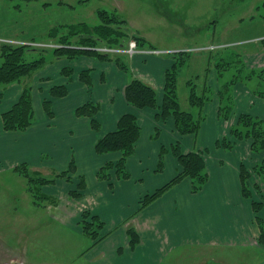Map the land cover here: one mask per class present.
Returning a JSON list of instances; mask_svg holds the SVG:
<instances>
[{"label":"crops","instance_id":"1","mask_svg":"<svg viewBox=\"0 0 264 264\" xmlns=\"http://www.w3.org/2000/svg\"><path fill=\"white\" fill-rule=\"evenodd\" d=\"M260 53L263 68L264 52ZM248 54L245 55L247 66L260 68L258 63L255 66L258 54L254 58ZM59 60L55 66H47L46 63L31 78L35 123L22 135L10 134L3 129L2 114L17 102L23 91L21 84L8 86L10 90L6 100L0 101V163L6 162L9 168L14 169L27 164L35 173L48 164L64 170L63 173L74 161L77 174L72 173L69 182L57 180L55 185L63 186L52 196L56 209L69 217L74 216L75 220L78 218L77 222L85 211L100 216L105 222L106 237L94 247L99 264H162L165 255L189 244L222 249L229 254H234L237 248L264 247L257 242L260 236L259 216L253 208V200L264 202V186L253 176L252 181L259 183L261 188L252 190L253 198L245 197L240 176L241 166L253 170L263 160L264 152L254 153L250 141H239L230 151L218 145L230 137L241 114L249 113L264 119V98L242 87L235 91L234 112L228 120L221 117L219 103L215 100L205 107L207 120L203 122L198 139L193 135L180 136L172 118L163 123L156 119L155 109L139 110L127 102L124 95L129 83L126 72L115 63L99 62L89 57ZM129 63L134 78L154 87L161 103L165 73L170 62L149 61L137 55ZM65 67L72 68V72L64 75L62 70ZM84 70H91L92 89L80 79ZM62 85L68 87V95L52 99V88ZM46 100L53 101V117L45 111ZM89 101L101 107L97 116L100 123L98 133L92 128L89 117L76 114V110ZM127 113L136 114L141 125L135 152L127 160L129 177L118 178L113 171L111 180H101L98 178L99 170L108 163L118 162L121 154H98L96 143L115 131L119 119ZM157 129L161 133L155 138ZM4 135L18 141L6 143L9 138L2 140ZM177 141L185 153L204 152L208 183L201 192L194 194L190 180L185 179L141 209V200L146 195L167 184L168 178L156 177L160 154L163 148L170 152V146ZM44 154L50 162H43ZM164 158L163 172L170 168V174L176 177L181 171L179 162L172 153L164 154ZM80 178L84 179L86 187L80 198H73L70 192L78 188ZM260 211H263L260 218L264 220V207ZM129 228H134L140 236L135 249L130 247Z\"/></svg>","mask_w":264,"mask_h":264},{"label":"rangeland","instance_id":"2","mask_svg":"<svg viewBox=\"0 0 264 264\" xmlns=\"http://www.w3.org/2000/svg\"><path fill=\"white\" fill-rule=\"evenodd\" d=\"M100 10L127 22L129 41L121 50H130L134 36H138L147 43L145 49L138 46V50L152 53L139 56L149 61L167 60L168 68L178 64V93L183 110L199 114L198 108L189 103L190 80L200 94L208 83V104L215 100L219 103L221 92L224 104L231 107V114L236 90L244 87L253 93L264 92V79L249 77L252 70L245 62L246 54L252 58L258 54L255 66L262 65L259 56L264 52V0H0V46L4 42L33 45L35 48L29 47L31 51L26 54L28 62L45 57L47 66H55L61 57L53 55L56 44L51 33L54 29L59 30V37H72L71 26L100 25ZM133 57L122 56L128 67L125 73L128 82L134 78L129 63ZM105 63L114 64L113 61ZM29 82L32 87L33 79ZM8 86L0 85V101L6 100ZM202 114L207 120L205 108ZM4 138L9 137L4 135ZM15 141L18 140L9 138L6 143ZM42 157L43 162L51 161L46 154ZM30 171L33 176H44L54 182L38 185L31 180L32 176L25 177L9 168L6 162L0 163V264H99L96 248H92L93 240L84 234L78 218L61 213L54 204L52 194L63 186L55 185L56 181L69 182L68 177L73 174L68 171L65 177H58L64 170L48 164L37 173ZM163 171L156 177L168 178V183L173 178L170 168ZM262 213L259 211L257 215L260 217ZM163 259L162 264H264V247L237 248L234 254H229L226 250L189 244ZM145 261L148 262L147 258Z\"/></svg>","mask_w":264,"mask_h":264},{"label":"trees","instance_id":"3","mask_svg":"<svg viewBox=\"0 0 264 264\" xmlns=\"http://www.w3.org/2000/svg\"><path fill=\"white\" fill-rule=\"evenodd\" d=\"M98 17L101 21V24L98 26L91 27L87 24L71 26L70 30L72 37H59V30L54 29L51 33V38L55 40L54 44H56V46L52 48L53 55L61 58L66 57L69 60L89 57L100 62L113 61L122 71L127 72L128 67L122 56L128 54L119 52L106 53L99 50L101 47L115 50L125 49L129 41L126 28L127 22L104 10L98 12ZM134 39L140 49H145L147 43L144 38L134 36ZM262 44L264 45V40ZM29 47L34 46L5 42L0 46V55L2 58V63L0 65V85L17 83L23 86L20 98L9 110L2 114L3 129L5 132H26L35 123L32 87L29 81L37 71L46 65L47 60L45 57H42L38 60L28 62L26 60V54L31 51ZM151 49L156 50L154 48ZM72 70V68L65 67L62 73L68 75ZM251 70L252 72L249 77L254 75L264 79V68ZM178 78V64L174 63L165 73V85L161 103H159L157 90L144 80L136 77L128 83L124 95L127 102L136 109H155L157 111L156 119L163 123H166L168 119L172 118L174 120L175 130L180 136L197 135L205 120L202 113L208 101H210L206 95L209 86L208 83H206L204 85L203 94H200L194 81L190 80L188 82L190 86L189 103L193 107L198 108L199 114L197 116L192 112L182 109L178 93ZM80 79L90 87L93 84L91 70L82 71L80 73ZM68 92V87L66 85L55 86L51 90V97L52 99L63 98L68 95ZM255 94L264 98V92L257 91ZM224 100L223 94L219 92L220 115L225 120H228L231 115V107L230 105H225ZM52 103V100H46L44 103L45 111L49 117H53L54 115ZM100 109L101 107L99 104L94 101H89L85 105L79 107L76 110V114L78 116L89 117L91 119L92 128L98 131L100 129V123L98 122L97 116ZM159 134L160 129H157L155 138H157ZM140 136L141 125L138 116L134 113H127L119 119L115 131L104 135L98 140L95 146V150L98 154H121V158L118 162L108 163L99 170V179L111 180L113 171L118 178L126 179L129 177V173L126 169L127 160L128 157L134 154ZM239 141H250L254 153L264 152V119L249 113L241 114L238 117L236 125L231 130L230 137L224 138L218 142V145L227 149H232ZM180 144L181 143L177 141L172 145L171 150V153L179 162L180 173L154 193L146 195L141 200V209L149 206L186 178L192 181L193 193H199L208 183L209 174L204 152L191 151L185 153ZM165 152H168V150L163 148L160 154L159 171L162 170L164 165L163 158ZM15 170L19 171L25 177L32 176L31 180H34L35 183L41 186L54 182V179H48L44 176H33L27 164H22L16 167ZM68 171L73 174L76 173L74 161ZM68 171L59 174L58 177H65L69 173ZM240 176L243 194L245 197L251 198L253 189L260 190V184L264 186V158L251 171L242 165ZM253 176L259 179L260 184L252 181ZM70 179L69 176L68 180ZM79 181L78 188L70 192L73 198H80L82 196L80 190H84L86 187L83 178H80ZM263 207L264 202L253 200V208L256 213ZM257 222L260 227V236L257 242L259 245H264V220L257 217ZM79 224L84 234L89 235L93 240L92 248L105 239L106 234L103 233L105 222L100 216L85 211L81 215ZM128 236L131 249H135L140 242V236L134 228H129Z\"/></svg>","mask_w":264,"mask_h":264},{"label":"built area","instance_id":"4","mask_svg":"<svg viewBox=\"0 0 264 264\" xmlns=\"http://www.w3.org/2000/svg\"><path fill=\"white\" fill-rule=\"evenodd\" d=\"M99 50L101 52H106V53H112V52H119V53H128L131 57L135 56V55H144V54H152L151 52H148V51H140L138 50V45L136 43V41L134 42H131L130 44V50L128 51H124V50H121V49H109V48H99ZM156 52V51H155Z\"/></svg>","mask_w":264,"mask_h":264}]
</instances>
